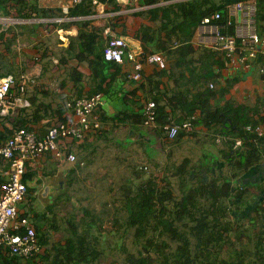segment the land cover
<instances>
[{"label": "trees", "instance_id": "1", "mask_svg": "<svg viewBox=\"0 0 264 264\" xmlns=\"http://www.w3.org/2000/svg\"><path fill=\"white\" fill-rule=\"evenodd\" d=\"M141 1L148 7L147 9L127 16H115L99 28L91 26L89 20L76 22L79 29L78 35L69 39L67 47L60 54L59 64L63 65L69 61L86 62L93 76L96 75L97 70L101 69L104 71L113 69V72H117L118 64L108 63L103 59L104 28L122 27L123 33H128L125 23L139 18L141 23L132 31V38L141 43L143 53L145 55L160 54L164 62L169 65L165 73L176 83L178 79L185 77L186 72L192 80L191 69L196 70L198 67H194L191 56L195 53L197 46L190 40L200 20L214 12L224 16L226 7L247 0ZM169 1L175 2L160 5ZM254 1L257 34L264 39V0ZM99 2L110 6L109 10L112 12L119 11L115 0H99ZM9 8H14L17 18L27 21L52 17L50 10L40 8L36 0H0V17L10 16ZM94 14L95 7L89 0H82L80 4L69 9L68 13L70 17L83 18ZM39 25H31L33 34ZM12 30V27L2 30L0 25V44L6 53L5 56L0 53V77L13 75L18 83L19 80L22 81L21 74L36 64V61L31 59L26 66L20 68L14 64L13 45L17 43L20 34ZM6 34L10 37H5ZM200 50L205 57H211L212 60L215 58L212 63H209L210 66L202 61L203 72L198 79L203 85L215 81V76L209 73L211 64L214 62L218 64L224 57L212 49L201 48ZM47 54L46 50L40 54L41 61L48 58ZM7 55L10 57L6 58ZM67 76L73 81L75 89L79 90L78 83L82 76L75 68L68 70ZM100 90V88L96 89V91ZM188 92L189 98L185 95L186 93L177 92L171 95L164 105L160 104V97H154L152 101L156 104V124L160 128L165 124H171L170 114L166 112V108L174 112L172 109L176 107L182 115L177 117L175 122L173 121L174 124L191 121L194 127L202 123L206 129H214L220 136L227 135L232 139H241L242 144L238 148H234L235 141H223L229 145L224 155L231 157L230 170H232L233 179L237 178V171L242 173L262 161L264 136L258 138L246 132L245 129L248 125L264 124V118L255 122L247 115V112L241 111L237 114L235 110L230 112L226 108L211 107L208 103L215 93L208 89L207 85L195 96ZM27 103L28 107L35 105V114L28 115L27 107L19 110L17 117L10 123V128L4 125L6 119L0 117V144L8 139L14 130L21 128L32 130L28 125H34L40 120V108L49 107L45 103L36 105L32 98L27 99ZM197 104H199L200 116L196 117ZM99 115L102 121L115 120L114 117L106 118L102 113ZM127 120H132L135 130L138 131L140 125H143L144 116L133 114L125 117L123 121ZM160 128L147 129L170 144L179 143L186 134L179 132L172 141H169ZM79 143L76 155L79 161L84 159L87 162L89 157L95 154L97 151L95 147L98 146L93 143L86 144V139ZM65 151L69 153L70 149ZM75 164L78 165V160ZM141 166L142 164L137 165L136 162L133 164L132 174L135 178H139L141 171L148 170L147 166L146 170ZM193 169L189 161L184 159L180 166L175 167L173 173L168 170L171 176L178 179V196L175 195L166 176L158 181L151 174L147 180L134 187L130 183L121 185L119 202L124 216L121 217L127 229L132 232L133 242L138 249L136 254L124 250L126 254L124 260L118 264H264V184L255 186L254 191H250L244 189V185L240 183L233 185L230 178H220L207 171L204 176L198 177L193 173ZM69 173L72 175L73 170L70 169ZM32 176L33 174L26 175L25 180H31ZM69 181L71 184L72 178ZM28 191L30 192V188ZM31 198L32 196L27 198L23 209ZM244 209L248 212L243 213ZM83 214L85 219L91 218V220L84 219L83 223L70 224L69 240L64 245L51 246L50 252L53 258L50 264H97L102 257L97 238L90 235L92 226L98 230L102 229V222H97L102 220H93L87 208L83 209ZM96 218L99 217L96 216ZM35 219L36 222L32 221V223L39 235L42 221L38 220L37 215ZM245 221H248V224ZM117 222L116 218L111 221L113 227H116ZM38 238L40 244H47V238L40 235ZM17 263L18 260L15 257L0 255V264Z\"/></svg>", "mask_w": 264, "mask_h": 264}, {"label": "crops", "instance_id": "2", "mask_svg": "<svg viewBox=\"0 0 264 264\" xmlns=\"http://www.w3.org/2000/svg\"><path fill=\"white\" fill-rule=\"evenodd\" d=\"M175 1L163 2L160 5ZM36 2L40 8L49 9L52 17L27 21L17 18L14 13V8H9L11 13L10 16L0 17L2 30L12 27V32L20 34L17 38V43L13 45L15 54L13 58L14 64L20 68L21 66H26L31 59L36 61V64L30 66L29 69L21 74V76L25 77L23 81L25 85L23 99L26 103L27 99L29 100V98H32L36 105L40 103L49 105L48 108H40V120L36 124L28 126L32 128V130H36L40 134H43L48 127L58 122H72L74 120L73 113L71 109H66V102L87 97L94 93H101L102 104L96 109L97 113L95 114L103 124V128L95 134L85 138L86 144L89 145L93 143L98 146L95 147L97 150L95 154L89 157V160L86 162L89 170H84L82 168L78 169L79 165H83L82 163H78V165L66 163L59 166L52 160L51 156L47 154L40 157L37 161L28 163L26 175L33 174L32 179H28L30 181L29 183L34 185V183L39 182L43 177H56L61 174L64 181L70 183L69 177L73 175L84 173H86V175H93L92 167L94 165L97 167L98 165L110 166L114 161L123 162L125 159H120L116 156L117 154H114L116 149L121 148L122 150H130L126 147L136 143H139L141 146L148 145L149 139L154 138V134L143 125H140L138 131H136L132 120H127L126 122L123 120L129 115L142 114L143 105L152 101L154 97H160V104L164 105L168 102L167 99L177 92L186 93L185 95L189 98L190 94L188 91L195 96L201 90L203 91L206 85L208 87V85L212 83L213 89L211 90H213L215 94L208 103L211 107L226 108V110L230 112L235 110L237 114H240L241 111L247 112V115L254 119L255 122H259V119L264 118V78L257 72L258 65L262 63L261 60L256 64L254 63V66L252 63L253 61L248 60L247 62L253 67L251 69H246L240 64H231L227 59L220 58L222 61H219L218 64H215V62L211 64L212 66L209 72L215 76V81L209 82L208 84L204 83L203 85L198 79L200 73L203 72L202 61L206 62L205 65L210 66L209 63H212L215 58L212 60L211 57H205V54L200 52L201 47H196L197 50L195 49V53L191 56V59L194 60V67H198L196 70L191 69L192 80L189 78L190 75L186 72L185 77L183 79H178V83H176V81L165 73L169 67L167 62L165 63L166 67L164 69H160L156 65L144 64L142 77L139 82L131 81L128 78V75L132 73V65L128 62L119 65L117 72H113V69H106V71L101 69L97 70L96 75L93 76L86 62L74 63L69 61L63 65L59 64L60 54L64 52V49L69 43V39L75 38L78 35L79 29L76 22L89 20L91 21V26L99 28L100 26H104L106 21H109L115 16H127L145 10L148 7L144 6L141 0H133L125 7L118 5L119 11L112 12L109 10V8H111L110 6L103 4L104 7L102 11L97 10L98 7L94 6L95 14L83 18L81 16L70 17L68 13L69 9L72 7H69L66 14L64 13V9L68 6L70 0H36ZM58 19H63V21L57 22ZM140 23L141 20L139 18L127 21L125 23V28L128 33H123L124 29L122 27L113 29L109 27L104 28L103 45H105L107 39L110 37V35L105 33L108 29L111 34L126 38L131 48L138 49L141 43L132 38V31ZM34 24L40 25L35 28L33 34L31 25ZM59 31L62 32L59 33ZM5 37H10V35L6 34ZM45 50L48 53V58L41 61L40 54ZM0 53L3 54V56L6 54L1 44ZM8 57L10 56L7 55L6 58ZM72 68H75L82 76L81 81L78 83L79 90L75 89L73 81L67 76V71ZM207 70L209 71V68H207ZM247 73H249L248 76L246 75ZM179 81H181L180 84ZM20 83L21 81L19 80L18 84ZM99 88L101 90L96 91V89ZM32 105L33 106L28 107L27 103V105L21 109L27 107L26 112L28 115L35 114L36 107L34 104ZM173 110L174 112H171L170 108H166V112L170 114L171 124H174L173 121L175 122V119L182 115L176 107H174L172 111ZM99 113H102L106 118L114 117L115 120L102 121L99 117ZM195 115L196 117L200 116L199 104H197ZM5 122L6 121H4V123ZM6 123L4 124L5 126L10 124ZM227 124H229V122ZM260 125L264 126L262 123ZM121 131L126 133L123 139L117 137ZM236 140L239 139H232V137H228L227 135L220 136L214 129L208 130L200 123L194 126L191 132L184 134L179 143L171 145L175 146L179 153L182 148L186 149L187 152H183L182 159L192 160L191 157H193L194 160H192V163L189 165L192 169L194 168L192 171L198 175V177L204 176L206 171L213 175L221 174L224 179L230 178V182H232L233 185H235V183H240L244 185V189L254 191L255 185L264 181V156L259 164L252 166L242 173L237 171V178L233 179V173L232 170H230L231 157L224 155V153H227L229 145L223 143V141ZM79 144V142L73 141L63 146L65 149H70L69 153L76 155ZM190 153L192 154L190 155ZM83 155L86 156V153L83 152ZM134 156L137 157V154ZM86 159H88V157H86ZM144 165L147 166L146 164ZM70 169L73 170L72 175L69 173ZM79 170H81V173H79ZM248 185L252 186L249 187ZM29 188L32 190V192L30 191L32 196L33 194L37 195L40 193L34 186H29ZM246 212H248V210L244 209L243 213ZM70 237L71 230L66 229L64 238L60 241L56 240V242L59 245H64ZM52 258L53 254L45 255L42 252L38 256L25 261V264H50Z\"/></svg>", "mask_w": 264, "mask_h": 264}, {"label": "built area", "instance_id": "3", "mask_svg": "<svg viewBox=\"0 0 264 264\" xmlns=\"http://www.w3.org/2000/svg\"><path fill=\"white\" fill-rule=\"evenodd\" d=\"M82 0H70L64 9L66 14L69 7L80 4ZM97 10L103 9L99 0H89ZM121 7L127 6L133 0H115ZM100 11V13H101ZM58 19L57 22H62ZM232 31V33H231ZM62 31H59L61 33ZM110 35L103 47L105 62L132 65V73L128 75L131 81L139 82L142 77L143 65L152 64L160 69L166 67L160 54H144L142 47L131 48L126 38ZM190 42L197 47L212 49L221 53L231 64H240L251 69L258 61L257 72L264 78V39L256 30V3L247 0L234 3L226 7L225 15L214 12L203 17L194 29ZM253 61L251 66L247 61ZM20 84L16 83L13 75L0 77V117L11 123L17 117L18 111L27 105L23 99L25 93L24 80L21 76ZM213 89V84L208 85ZM102 104V94L94 93L66 102L71 109L74 120L72 122H58L48 127L43 134L36 130L25 128L12 132L10 137L0 144V255L15 257L18 264L32 259L44 252L39 242L38 233L31 219L26 216L22 205L30 196L29 181L25 180L28 163L37 161L43 155H50L54 162L61 166L66 163L75 164L73 153H66L64 144L73 141H83L87 136L95 134L103 128V124L95 114ZM156 104L149 101L143 105V126L157 130ZM191 121L181 124H165L160 129L169 141L179 132L188 133L193 130ZM246 132L260 138L264 136V126L248 125ZM242 140H236L234 148L240 147ZM142 169L146 166L142 164Z\"/></svg>", "mask_w": 264, "mask_h": 264}, {"label": "rangeland", "instance_id": "4", "mask_svg": "<svg viewBox=\"0 0 264 264\" xmlns=\"http://www.w3.org/2000/svg\"><path fill=\"white\" fill-rule=\"evenodd\" d=\"M248 74L246 75L248 76ZM8 125L6 127H10ZM119 133L117 137L123 139L126 133L123 131ZM153 136L154 138H150L146 146L136 143L125 146L130 150L115 148L114 154H117L116 156L120 159H125L123 162L114 161L110 166L98 165L97 167L94 165L92 167L93 175H86V173L73 175L69 177V179L72 178L71 184L64 181L62 174L56 177H43L34 185L29 183L30 187H36L40 193L33 194L31 201H28L27 205L24 206V211L26 216L34 223L36 222V215L38 220L42 221L39 235L47 238V244L42 245L45 255L51 254V246L57 244L56 240L60 241L64 238L66 229H69L70 224H80L85 220H91V218L85 219L84 208L89 210L93 220H102L97 221L102 222L101 230L94 226L90 230L91 237L97 238L98 249L102 250V257L97 261V264L122 263L126 255L124 250L136 254L138 248L133 242V234L127 229L122 219L124 216L120 210V187L122 184L128 183L134 187L147 180L151 174L158 181L166 176L175 195L178 196V179L171 176V173L175 171V167L183 163V152H187L186 149L182 148L179 153L175 146H172L174 144L166 143L162 137ZM135 154H137V157L134 156ZM191 159L194 160L193 157ZM77 160L78 163L83 164L82 166L79 165L78 169L89 170L84 159L79 161V157L76 156ZM188 160L191 164L192 160ZM135 162L137 165L146 164L148 168L146 171H141L139 178H135L132 174L134 170H132V166ZM79 173H81V170H79ZM217 176L222 177L221 174ZM261 184H264V181L257 183L255 186ZM248 186L251 187L252 185ZM30 191L32 192V190ZM96 216L99 218H96ZM115 218L118 219V222L115 223L116 227H113L111 221ZM245 223L248 224V221H245ZM153 257L155 256L153 255Z\"/></svg>", "mask_w": 264, "mask_h": 264}, {"label": "water", "instance_id": "5", "mask_svg": "<svg viewBox=\"0 0 264 264\" xmlns=\"http://www.w3.org/2000/svg\"><path fill=\"white\" fill-rule=\"evenodd\" d=\"M35 22V21H34Z\"/></svg>", "mask_w": 264, "mask_h": 264}]
</instances>
